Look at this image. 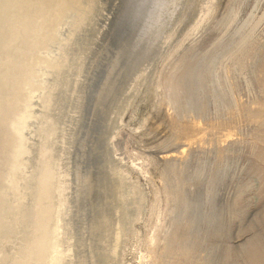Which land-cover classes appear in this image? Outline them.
Wrapping results in <instances>:
<instances>
[{
	"label": "rangeland",
	"instance_id": "rangeland-1",
	"mask_svg": "<svg viewBox=\"0 0 264 264\" xmlns=\"http://www.w3.org/2000/svg\"><path fill=\"white\" fill-rule=\"evenodd\" d=\"M160 2L0 0V264H264V0Z\"/></svg>",
	"mask_w": 264,
	"mask_h": 264
},
{
	"label": "bare ground",
	"instance_id": "bare-ground-1",
	"mask_svg": "<svg viewBox=\"0 0 264 264\" xmlns=\"http://www.w3.org/2000/svg\"><path fill=\"white\" fill-rule=\"evenodd\" d=\"M178 1L179 0H161V2H160V4H161V6L162 5H164V8H165V6H166V10H165V14H169V8H175V5L178 3ZM116 2V1H115ZM114 4V3H113ZM119 1L114 5V7H113V9L116 7V10H113L112 9V11H111V18L110 17H107V19H105V21L103 22V24H102V27H101V29H104L106 26H107V24H108V21L109 20H111V21H109L110 22V25L112 24H114L116 21H117V11L118 10H120V9H125V6L123 5V6H121V8H117L118 6H119ZM107 8V7H106ZM163 13V12H162ZM171 13V12H170ZM145 14L146 13H143V15H142V17L140 18V20H141V22L143 23V19L145 18ZM165 14H162L161 16H160V19H159V26H158V28H157V32L156 33H154V35L153 36H159V34H160V30H161V28H162V26H164L165 25V23L169 20V18H167V16L165 15ZM149 20V19H148ZM140 30L141 29H139V30H137L136 31V35L135 36H140V34H141V32H140ZM132 37L133 36H131V37H127V39H130V40H132ZM136 38H138V37H136ZM152 39V38H151ZM150 40V39H149ZM164 42V41H163ZM166 42V41H165ZM145 43V42H144ZM150 43V42H149ZM157 44V43H156ZM163 43H160V45H158V47H157V49H155L156 51L155 52H157L158 51V48H160V47H162L163 45H162ZM147 45V44H146ZM148 46V45H147ZM135 61V60H134ZM144 68V67H143ZM79 70H81V67H80V69ZM76 78V77H75ZM74 78V79H75ZM76 80V83H75V85H78L79 83H81V81L78 79V78H76L75 79ZM74 80V81H75ZM75 106H76V111H74V113H76V115L73 113L72 114V116H71V119H73V121H79V119H77V117H78V115H80V110H81V107H82V100H80V98H77V100H76V104H75ZM65 129H66V127H65ZM63 130V129H62ZM62 133H64V132H62ZM69 133V132H68ZM67 133V134H68ZM66 135V134H65ZM72 137L73 136H70V137H67V145H65V146H63V147H65V149H64V158H66V160H67V164L68 163H71V161H69V159L71 158V156H69L70 155V148L72 147V144H73V140L75 141V138L74 139H72ZM59 140H62V137H61V139H59ZM59 142H62V141H59ZM62 143H64V142H62ZM61 143V144H62ZM61 148V147H60ZM61 151V150H60ZM64 164V167H65V169L64 170H62L61 171V173L63 174V176L59 179V183L61 184V188H62V192L64 193L63 195H62V198H61V196L59 197L58 196V200H62L63 202H62V204H61V206H60V208H56V211H55V213H56V216H55V226H54V230H56L55 229V227H56V225H58L59 224V221L61 220V222H62V220H64L65 219V217L67 216V213H69V211L71 210L70 209V207H69V205H68V196L66 195V191H67V188L69 189V185H71V182H70V176H71V174H70V166L69 165H67V164ZM115 177H117L118 178V181H117V179L115 180V182H114V184L112 185V187H113V190H114V198H113V202L115 203V205L117 206L118 205V202H120V204L122 203V205L123 204H125V202H126V200H127V196H126V191L127 190H122V187H123V184H124V179H123V175L122 174H117ZM115 179V178H114ZM59 187H60V185H59ZM124 189V188H123ZM70 191H71V189H70ZM71 193V192H70ZM67 203V204H66ZM122 205H121V207H122ZM118 207H120L119 205H118ZM62 224V223H61ZM62 227V226H61ZM58 228V227H57ZM59 229V228H58ZM60 234V233H59ZM70 239H72V238H70ZM60 241V240H59ZM61 242H62V240H61ZM58 243V242H57ZM60 248V247H59ZM55 249H57V245H56V248H55V246L53 247V248H51V250H50V252H49V256L47 257V264H55V255H58V251L56 252L55 251ZM55 252L57 253V254H55ZM70 252V251H69ZM72 252V251H71ZM63 254V253H62ZM68 254V253H67ZM66 255V254H65ZM58 256H61L60 255V253H59V255ZM70 257H71V255H70ZM56 258H57V256H56ZM67 258V257H66ZM59 259H60V257H59ZM62 259V258H61ZM60 261V260H59ZM75 261V260H74ZM57 263V262H56Z\"/></svg>",
	"mask_w": 264,
	"mask_h": 264
}]
</instances>
